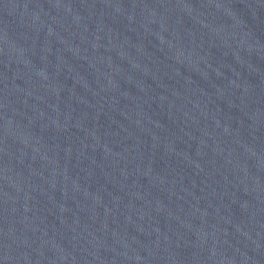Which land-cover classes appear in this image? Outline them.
Wrapping results in <instances>:
<instances>
[{"label":"water","instance_id":"95a60500","mask_svg":"<svg viewBox=\"0 0 264 264\" xmlns=\"http://www.w3.org/2000/svg\"><path fill=\"white\" fill-rule=\"evenodd\" d=\"M0 264H264V193L139 146L0 71Z\"/></svg>","mask_w":264,"mask_h":264}]
</instances>
